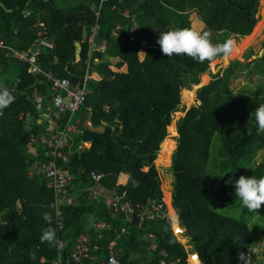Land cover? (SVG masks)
<instances>
[{"label":"trees","instance_id":"1","mask_svg":"<svg viewBox=\"0 0 264 264\" xmlns=\"http://www.w3.org/2000/svg\"><path fill=\"white\" fill-rule=\"evenodd\" d=\"M260 1L109 0L103 5L98 38L107 47L106 51L96 50L90 59L99 78L89 85L86 107L70 119V123L79 124V132L64 147L68 160L59 162L75 177L70 186L73 204L62 208L61 232L50 209L53 193L45 178L38 175L40 164L49 158L46 147L36 138L48 126L41 128V116L31 102L33 88L43 92L46 103L52 93L40 75L28 73V65L13 64L11 50L0 49V86L11 92L20 80L14 102L0 115V264H53L60 256L67 257L80 235L89 236L94 243L97 233L93 225L98 221H106L112 228L104 231L106 240L99 243L97 264H106L108 239H117L120 264H190L193 253L199 254L200 264H240L239 253L255 247L264 236V225L219 210H230L240 203L234 184L226 181L241 175L264 176V134L257 133L250 118L252 111L264 104V88L236 94L232 84L242 69L264 75V46L263 54L258 57L257 53L248 64L236 60L212 73L211 63L200 64L187 56L168 58L157 43L141 58V38L132 40L123 29L118 35L113 31L117 25L129 23L121 16L127 11L130 20L134 17L140 23L141 34L150 38L158 39L159 32L169 28L198 30L202 23V29L212 31L214 43L227 38L247 37V41L261 24ZM99 5L100 0H0V40L14 50L27 51L41 30L34 29V24L44 23L52 43L39 57L41 67L77 84L85 72L87 35L97 21ZM77 44L81 47L78 61ZM244 48L241 43L237 52ZM252 54L250 49L246 57ZM12 69L18 72L9 78ZM208 72L211 81L198 88V105L185 111L178 136L171 135V114L181 106L182 90L192 91ZM69 118V113L60 118L57 129L65 128ZM26 120L31 129L25 127ZM166 136L177 137L168 168L173 179L171 205L178 214V226L190 236L191 247L176 239L174 234L179 230L175 223L174 234L170 224L160 218L137 226L141 214L138 205L161 203V180L154 161ZM215 138L219 147L214 156ZM33 146L36 154L30 151ZM90 171L102 174L101 181L95 184L88 177ZM122 174H131L139 186L128 181L119 184ZM218 174L225 175L212 176ZM86 188H93L98 196L89 195ZM112 193L131 203L134 212L123 215L109 210L105 197ZM44 212L52 215L50 226L56 229L64 250L40 242L41 229L49 226L42 218ZM123 227L127 228L125 233H121ZM237 236L240 240L234 244ZM249 261L248 256L247 264Z\"/></svg>","mask_w":264,"mask_h":264},{"label":"built area","instance_id":"2","mask_svg":"<svg viewBox=\"0 0 264 264\" xmlns=\"http://www.w3.org/2000/svg\"><path fill=\"white\" fill-rule=\"evenodd\" d=\"M108 0H101L100 8L96 15L99 17L100 11L104 4ZM27 15V14H26ZM41 28L37 32V37L35 38L33 45L27 51L14 50L9 47L4 40H0V49L8 48L11 50L14 59L18 60L22 64L28 65V73L37 74L42 77L49 86V91L52 93L49 102H45V96L43 92H40L37 88H33L31 92V102L35 108V112L40 114L42 118L46 120L49 124L47 132H42L38 141L46 147V154L49 158L40 164L38 175H42L45 178L46 187L53 193V201L50 204V209L55 212L57 219L58 230L63 231L64 225L62 222V208L65 206H70L73 204V195L70 191V186L73 183L75 177L74 175L68 173L63 169L59 162L62 160L66 162L68 160V155L64 151V147L68 144L71 139L72 134H77L79 132V124L70 123V119L85 108L86 102L89 96V85L94 82L96 73L93 69V60L91 55L96 50L105 51L106 48H100L98 46V34L99 28L95 27L90 29L87 35L88 52L87 57L83 61L85 66V72L81 76L79 83L74 84L72 81L67 80V78H59L54 75L50 69H43L40 65V55L43 49L49 45L51 42L48 39L47 27L42 22H37L34 24V29ZM140 27L134 23L131 31L142 38V49L146 50L150 46H154L157 40H153L148 37H143L139 32ZM17 32H15L16 34ZM132 36V39L134 38ZM79 60V55L76 52V61ZM20 84V80L17 81L16 85L11 91L12 94L16 93V89ZM69 113L70 118L65 126V128L58 130L57 121L64 115ZM23 118V115L21 116ZM32 119V118H31ZM30 119V120H31ZM27 130L29 126H25ZM36 141V140H35ZM88 177L97 184L103 178L102 174H96L95 171H90ZM86 192L96 197L97 193L93 188H86ZM106 207L117 214L130 215L134 212V207L129 202H122L121 196L117 193H112L105 197ZM141 214L138 220L137 226L140 227L144 221H154L157 218H165L167 213L163 210L161 204L152 202L149 207L140 206L136 207ZM94 228L97 232V239L95 242H91L90 238L86 235H80L76 239V244L72 250L68 253L66 258L61 256L53 262V264H81L87 262V264H97L100 261V251L101 248L99 243L106 240L104 238V231L111 230L112 226L106 221H100L94 223ZM121 233H125L127 228L123 227ZM115 234H118L119 230L117 228L113 229ZM57 242L62 247H58L59 250H64V243L60 238H57ZM117 239L107 240L106 253L107 258L103 263L106 264H120L117 257L116 251ZM93 247V248H91ZM194 254L193 256H197ZM164 261H162V264ZM191 264V263H190Z\"/></svg>","mask_w":264,"mask_h":264},{"label":"clouds","instance_id":"3","mask_svg":"<svg viewBox=\"0 0 264 264\" xmlns=\"http://www.w3.org/2000/svg\"><path fill=\"white\" fill-rule=\"evenodd\" d=\"M108 2H109V0H108ZM100 3H101V0H100ZM99 8H100V5H99ZM99 8H98V10H99ZM113 11H115V9ZM97 12L98 11H96V13ZM96 13H95V16H96L97 21H96L95 25L93 27H91V29L98 27L100 30V24L98 23V19H99L100 15L98 17L96 15ZM121 16L124 19H128L129 23L127 25H124V26L122 24L117 25L113 31V33L115 35L121 34L120 31L123 29V30H125L126 34H128L130 36V38L132 39V36L135 35L131 31V28H133L134 23H136L140 27L139 32L141 33L142 27H141V25L137 19L132 17L130 20L129 14L127 11L123 12L121 14ZM99 33H100V31H99ZM98 36H99V34H98ZM142 36L148 37V36L143 35V34H142ZM212 36H213V33L210 29L197 30V29H193L191 27H188V28H169L167 31L159 32L158 39H156V38H151V39L157 40L156 42L159 45L160 50L164 56H167L168 58H171L173 56H187V57H190L192 60H194L200 64H203L205 61L212 63L213 61H215L218 58L229 59L236 53L237 44H236L235 39L227 38L222 43H220V42L214 43L212 40ZM135 37H138V36H134V38L132 40H134ZM148 38H150V37H148ZM101 40L102 39L98 38V46L100 48H102V47L106 48L107 47L106 42L103 40L104 42H102L100 44ZM77 45H79V44H77ZM80 50H81V47H80ZM76 51H77V47H76ZM100 51H103V50H100ZM105 51H106V49H105ZM141 53H144V56H145L146 50L141 48L140 54ZM79 54H80V52H79ZM143 57H141V58H143ZM19 63H21V62H19ZM113 69L118 70L117 68H113ZM95 73L97 74V71H95ZM98 78L99 77H96V80H98ZM96 80H94V81H96ZM14 100H15V97L9 91V89L7 87L0 86V115H3V110L6 109L7 107H9L14 102ZM250 118H252L255 122L257 133L258 134H264V104H259L252 111ZM251 132H252V129L249 128L248 133L251 134ZM224 175L225 174H223V175L218 174V175H212V176H218V177L223 178ZM126 180L128 182H130L133 187L139 186V181L136 180L135 178H133L131 176V174H129L126 177ZM226 183H233L234 184L235 198L239 200L240 206L242 208L246 209L249 213L256 214L257 210L260 209L262 205H264V176H260L259 178H257L254 175H252V176L241 175L237 180H235V181L229 180V181H226ZM171 201H172V199H171ZM155 203L161 204L163 207V210L167 213V211L165 209V205H164L165 202L164 201L161 200V203L155 201ZM149 206H146V207H149ZM171 207H172V205H171ZM42 218L44 221H46L49 224V226L41 229V235L39 237L40 242L42 244L47 243L50 246L62 247L57 242L56 229L50 226L52 223V219H53L52 215L48 212H44L42 214ZM160 219H163L170 224V221L176 222L178 220V214L170 215V217H169L170 221L168 219V215H166L165 218H160ZM170 226H171V224H170ZM183 231H185V230H183ZM239 240H240L239 236L234 237L233 243L238 244ZM248 249L249 250L247 253H244V252L239 253L238 259L240 260V264H247V258L249 256V254L255 255L257 257H259L261 254H264V239L260 240L259 242H256L255 247H251ZM194 254H198V253H193L190 256V258ZM198 257H199V254H198ZM199 260H200V258H199Z\"/></svg>","mask_w":264,"mask_h":264},{"label":"rangeland","instance_id":"4","mask_svg":"<svg viewBox=\"0 0 264 264\" xmlns=\"http://www.w3.org/2000/svg\"><path fill=\"white\" fill-rule=\"evenodd\" d=\"M263 10H264V0L260 1V7H259V12H258V17H259V23H261L259 25V28L253 30L252 34L250 36H248L249 40L244 41L245 38H238L235 39L237 46H239L241 43L245 44V48L241 51V52H237L229 59H219L216 60L214 63H211V69L210 71L212 73H217L219 71H222L224 68H226L230 62L232 61H240L244 64H248L249 62L253 61L256 59V55L257 53H259L260 51L263 50V46H264V18H263ZM263 18V19H262ZM257 24V25H258ZM256 25V26H257ZM203 24L201 23L198 26V30H201L203 28ZM252 50L253 54L251 57L247 58V54L249 50ZM263 54V51L261 52L260 56ZM144 56V53H141V57ZM258 56V57H260ZM14 62H18L16 59H14ZM13 62V63H14ZM15 65V64H14ZM17 66V65H15ZM123 70L126 71L127 67H123ZM18 70H14L12 69V73L8 76L9 78H14L17 74ZM96 76L98 77V75L96 74ZM211 81V76L210 73H206L204 75H202L201 77V83L198 86H195L192 88V91H188V90H182L181 92V106L178 110H175L172 112L171 114V126H172V130H173V134H176L178 136V127L180 124V120L183 117V115L185 114V111H188L192 106H196L198 105V95H197V90L198 88L207 85L209 82ZM232 88L234 89L236 94H241V93H247V92H253L258 88H264V75H255V74H248V70L247 69H242L240 70V72L237 74V76L235 77V81H233L232 84ZM181 107H183V109H181ZM29 119V117H27ZM29 120H26V125L29 126V129L32 128V124L30 122H28ZM39 122L40 124L44 125L41 126V128H45V125L49 127V124L46 122V120L42 117L39 118ZM167 131V130H166ZM43 132H47V129L44 130ZM167 136H168V132H167ZM167 136L165 137V140H163L164 142L161 143L160 145V150L158 153V156L156 158V160L154 161V166L157 169V173L160 177L161 180V192H162V201H164V205H165V209L167 211V215H168V219L170 217V215H175V212L173 210V208L171 207V196H172V182L173 179L171 178L170 174L168 173V168L171 165V155L172 152L174 151L175 147H176V138H169L167 139ZM71 137H73V134L71 135ZM38 139V138H36ZM35 138H33V141L35 144H38V141ZM36 140V142H35ZM71 140V139H70ZM70 141H68L69 144ZM170 143H172V147H170ZM88 146V145H87ZM219 147V144L216 141V138L213 141V145H212V153L215 156V153L217 152V148ZM30 151L33 152L34 154H36V147L33 146L30 148ZM214 156L212 158H214ZM262 156H258L257 159H261ZM37 164H33V167L36 166ZM127 177V176H126ZM124 178V180L122 179ZM126 178L122 175H120L119 177V183H126ZM220 213L226 214L228 216H232V217H236L239 218L241 220H250V223H254V224H258L260 226L264 225V220H261L262 217H264V205L261 206L260 209L257 210L256 214L253 213H249L246 209L242 208L240 206L234 207V208H230V210H219ZM170 221V219H169ZM100 222V221H98ZM97 222V223H98ZM174 223L177 225V229L179 230V233H176V235L174 234V236L176 237V239L179 242H182L184 245H187V247H191V245H189V241H190V236H188L187 233H185V231H183L182 229H180L178 227V223L176 222H171V229L173 231L174 228ZM264 239V236H260V238L258 239L257 242H259L260 240ZM192 262L193 264H200L199 263V257L197 256H192ZM191 258H190V263L191 262ZM250 261L249 264H264V254H261L259 257L255 256V255H249ZM164 264V263H163Z\"/></svg>","mask_w":264,"mask_h":264},{"label":"water","instance_id":"5","mask_svg":"<svg viewBox=\"0 0 264 264\" xmlns=\"http://www.w3.org/2000/svg\"><path fill=\"white\" fill-rule=\"evenodd\" d=\"M102 42H104V41L101 40V41H100V44H101ZM76 47H77V51H76V52H77V55H78L79 52H80V46H79V45H76ZM261 52H262V51H260V52L258 53V56H260ZM13 64H15V65H17V66H19V67H22V64L19 63V62H14Z\"/></svg>","mask_w":264,"mask_h":264},{"label":"crops","instance_id":"6","mask_svg":"<svg viewBox=\"0 0 264 264\" xmlns=\"http://www.w3.org/2000/svg\"><path fill=\"white\" fill-rule=\"evenodd\" d=\"M51 43H52V41H50ZM68 123V122H67ZM67 125V124H66ZM125 178H126V175H123ZM123 180H124V178H122ZM126 183H127V181H126ZM125 183V184H126ZM119 184H122V185H125V184H123V183H119Z\"/></svg>","mask_w":264,"mask_h":264}]
</instances>
